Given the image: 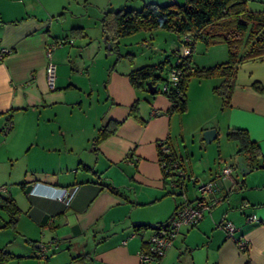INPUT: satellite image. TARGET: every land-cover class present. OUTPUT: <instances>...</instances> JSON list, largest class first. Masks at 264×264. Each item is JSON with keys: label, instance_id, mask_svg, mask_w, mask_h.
<instances>
[{"label": "crops", "instance_id": "1", "mask_svg": "<svg viewBox=\"0 0 264 264\" xmlns=\"http://www.w3.org/2000/svg\"><path fill=\"white\" fill-rule=\"evenodd\" d=\"M168 1L0 0V48L10 49L0 58V185H6L4 193L21 210L18 230L35 241L38 251L39 244L46 243L51 250L64 247L69 261L85 255L80 264H139L138 251L145 247L150 229L168 222L182 201L181 189L171 184L170 175H163L158 159L157 142L166 139L171 157L188 175L186 197L194 200L198 184L208 180L215 181L216 189L206 197L210 210L197 224L182 226L173 245L149 264H264V165L250 167L237 153V142L226 138L230 129H243L264 155V91L251 85L258 81L264 86V59L236 64L226 102L212 91L222 77L209 79L217 80L209 89L196 85L193 99L189 79L186 109L175 113L169 111L167 95L129 82L132 68L157 62L136 65L134 56L127 65L126 58L112 63L105 56L111 52L100 23L102 43L86 39L84 19L91 10L100 18L107 9ZM74 27L84 34L66 38L48 58L47 44ZM168 32L167 46L174 49L178 37ZM49 60L55 65L53 88L46 81ZM172 64L166 65L163 76ZM206 96L217 98L210 118L199 113L207 108ZM192 108L197 117L187 130ZM109 119L118 121L116 131L95 144L98 129ZM209 128L216 130L214 139L223 132L235 143L238 162L220 149L207 158V147L191 150L186 145V134L204 140L201 133ZM240 165L248 170H240ZM226 166L231 171L223 176ZM63 188L69 190L65 198L60 197ZM224 221L235 226L233 237L220 226ZM242 239L244 249L238 246Z\"/></svg>", "mask_w": 264, "mask_h": 264}, {"label": "trees", "instance_id": "2", "mask_svg": "<svg viewBox=\"0 0 264 264\" xmlns=\"http://www.w3.org/2000/svg\"><path fill=\"white\" fill-rule=\"evenodd\" d=\"M249 1L183 0L182 3H179L177 0H169L165 3L144 2L138 9H107L102 11L100 17L101 34L109 43L110 52L116 55V62L123 56H128V60L133 61L130 57L131 54L127 53L125 56L120 52L119 40L142 29L160 28L173 32L182 43H184L183 37L189 35L191 38L190 52L177 65L182 69L181 78L176 88L165 94L171 100L169 111L183 112L186 109L185 90L192 75L203 78L222 77L221 83L214 86L212 91L221 95L223 102H226L232 87L236 64L246 60L264 59V11L249 10L247 8ZM82 30L80 27L71 28L68 35L62 39H56V41L61 40L64 43L68 37L84 34ZM197 40H203L206 45L224 43L227 48V59L208 67L192 66V52ZM176 51H173L174 55ZM166 62L168 61L165 59L155 64L132 68L127 73L129 82L135 88L147 90V81L157 84L165 78L166 75L163 76L161 73L166 67ZM173 65L174 63L170 68ZM251 85L259 92L264 91V86L258 81H253ZM157 90L156 87L155 93ZM136 108L137 103L134 101L130 105V112L133 115ZM117 127L118 121L107 120L98 129L93 142L96 144L101 138L114 133ZM226 138L237 142V153L245 157L250 167L256 168L264 163V155L260 153L258 145L250 140L245 130L230 129L226 133ZM0 211H4L8 216L4 226L16 229L21 210L10 195L0 193ZM141 226L150 227L149 225ZM11 256H13L11 253L0 247V264H5ZM84 257L85 255L82 254L75 255L71 257L69 264H80ZM161 257L156 258L155 261Z\"/></svg>", "mask_w": 264, "mask_h": 264}, {"label": "rangeland", "instance_id": "3", "mask_svg": "<svg viewBox=\"0 0 264 264\" xmlns=\"http://www.w3.org/2000/svg\"><path fill=\"white\" fill-rule=\"evenodd\" d=\"M179 3H182L183 0H177ZM82 5V4H80ZM247 8L252 11H264V0H250L247 4ZM92 12V13H91ZM90 16H86L85 18V24H86V33H87V41L89 39H92L95 43L101 42L100 36L97 34V28L99 26L100 18H98L97 15H95L94 11H89ZM79 18H75V20H68L67 22H75ZM61 20V18H60ZM66 23V22H65ZM64 23V24H65ZM155 31V32H154ZM70 32V31H69ZM165 33H169L167 30L164 29H153V30H146L142 29L140 31H137L131 35L124 36L120 38L121 40V47L120 51L123 55L126 56V54H131L130 57L133 59L135 56V64L141 65L144 63H150V62H158L159 60H167L166 65L169 62L174 63L175 61V55H172V50L176 49V47H180L182 45V42L178 39L176 42V47L174 49H171V47L167 46L166 43V37ZM173 33V32H170ZM175 35V33H173ZM98 36V37H97ZM72 37L71 39H73ZM70 39V41H72ZM144 40H148L150 43L148 45L143 44ZM102 43V42H101ZM66 44V43H65ZM157 46L160 49L153 47ZM120 46V45H119ZM224 43H214L206 45V43L203 40H197L193 52H192V66L194 67H208L212 66L217 63H221L227 59V48H225ZM153 48H156L157 51H154ZM87 49L85 50L84 56H86ZM103 53V48L101 49L100 55ZM105 54V52H104ZM106 57L111 58V62L113 63L116 55L114 53L105 54ZM127 57V58H126ZM122 57L126 58L127 61L124 60V63L127 65L128 56ZM121 58V59H122ZM120 59V60H121ZM111 63V64H112ZM121 63V62H120ZM219 79L220 77L213 76V77H198L196 75H192L190 77L191 82L188 87V93L191 99H193V88L196 87L199 83L203 85V87H207V89L210 88V86L215 85V81L217 80H209V79ZM203 79V80H200ZM201 82H198V81ZM189 82V81H188ZM162 81H159L157 83V88H160ZM220 84V80L219 83ZM157 92H160L157 90ZM214 95L219 96L217 93H213ZM207 101V108L204 111V113H201V116L210 118L211 113L215 108V105L217 103V98L214 96L211 98L210 96H206ZM193 106V102H192ZM194 111V114L187 117V130L192 126V124L196 121L197 117V111L194 110V108L191 109V112ZM176 113V111H175ZM178 116V115H177ZM177 116L175 115L174 119L175 122H177ZM214 118V117H213ZM212 119V118H211ZM192 129H190L191 131ZM201 137H203V132L201 133ZM186 145L193 150L196 149L197 146H205L209 150V154H216L218 149L221 150L223 154H228L230 158H235L236 162H238V158L236 156V146L234 142H228L224 138L223 132L220 133L218 139H214L210 142H204V140L198 139L195 133H189V135L186 134ZM185 145V144H184ZM239 171V170H237ZM260 171V169L256 170ZM8 219L7 214L4 211H0V247L4 248L6 251L11 253L13 256H11L5 264H69L71 261L67 258L65 254V248L60 247L56 250H51L49 247L47 250V258L41 257L39 255L38 248L35 247V241H33L32 238L23 235L20 233L18 228L13 229L9 226H4L5 221ZM38 238V237H36ZM64 251V252H63ZM74 264V263H73Z\"/></svg>", "mask_w": 264, "mask_h": 264}, {"label": "built area", "instance_id": "4", "mask_svg": "<svg viewBox=\"0 0 264 264\" xmlns=\"http://www.w3.org/2000/svg\"><path fill=\"white\" fill-rule=\"evenodd\" d=\"M184 43L176 51L174 65L168 70L165 78L162 79L161 87L158 90L164 94L176 88L179 79L181 78L182 69L178 67L182 59L190 52L189 43L191 38L189 35L183 37ZM61 40L53 41L46 46V55L50 58L51 52L58 46H61ZM147 44V41L143 42ZM10 52L6 47L0 48V58H3ZM46 81L50 88L54 87L55 65L49 60L45 67ZM159 110H152L151 114H158ZM10 124L4 126V131L8 132ZM159 147L158 159L161 164L162 173L164 176H171V184L179 187L182 194L181 203L175 208L173 216L164 224L154 226L150 229V234L147 239L145 247L139 249L138 259L139 264H149L155 261L156 258L163 256L164 253L173 245L176 236L178 235L182 226H193L210 210L211 203L207 201V195L216 189L214 180H208L198 184L199 194L194 200H189L183 192L184 181L188 178L185 169L171 157L169 151L168 141L166 139L157 142ZM231 168L226 166L222 169L223 176L229 175ZM6 185H0V193L6 191ZM68 189H61L60 197L68 196ZM249 218H253L250 216ZM226 232L228 237H233L235 226L230 221H224L220 225ZM238 246L241 249L247 247L245 240H239ZM48 247L46 243L39 244V255L46 257Z\"/></svg>", "mask_w": 264, "mask_h": 264}, {"label": "water", "instance_id": "5", "mask_svg": "<svg viewBox=\"0 0 264 264\" xmlns=\"http://www.w3.org/2000/svg\"><path fill=\"white\" fill-rule=\"evenodd\" d=\"M105 40V39H104ZM107 48L109 49L110 48V45L109 43H107ZM146 87H147V90L154 94L155 91H156V87H157V84H152L151 81H147L146 82ZM216 137V130L215 128H209V129H205L203 131V139L205 142H210L211 140H213L214 138ZM264 165V163H261L260 166ZM240 170H243V171H246L248 170L247 168H245L243 165H240Z\"/></svg>", "mask_w": 264, "mask_h": 264}]
</instances>
